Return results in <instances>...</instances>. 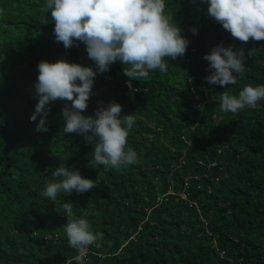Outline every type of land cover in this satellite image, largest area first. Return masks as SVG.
I'll use <instances>...</instances> for the list:
<instances>
[{"label":"trees","instance_id":"16d2710c","mask_svg":"<svg viewBox=\"0 0 264 264\" xmlns=\"http://www.w3.org/2000/svg\"><path fill=\"white\" fill-rule=\"evenodd\" d=\"M165 2L189 40L185 55L131 88L119 60L97 71L82 113L115 101L121 117L135 116L127 146L137 163L115 170L92 166L93 143L63 133L61 110L70 101L50 103L47 131L36 130L40 116L30 121L39 62L95 70L86 45L55 42L46 0H0V264H77L65 203L103 237L88 247L84 264H264V99L236 114L220 108L223 92L264 85V40L234 39L207 15L204 0ZM220 43L245 49L237 84L206 80L204 56ZM61 163L96 187L43 197Z\"/></svg>","mask_w":264,"mask_h":264},{"label":"clouds","instance_id":"9594fccd","mask_svg":"<svg viewBox=\"0 0 264 264\" xmlns=\"http://www.w3.org/2000/svg\"><path fill=\"white\" fill-rule=\"evenodd\" d=\"M207 15L218 22L231 36L243 43L250 39L264 40V0H204ZM165 0H46L42 11L51 12L55 42L65 49L75 42L86 45L87 54L95 62V70L75 62L60 59L42 60L38 64L35 93L39 97L30 121H36L37 131H47L50 103L70 101L62 108L65 118L63 133H78L93 143L91 165L121 170L137 163V153L127 146V137L136 123L133 114L120 116L122 105L109 102L107 108L97 107L94 115H83L92 94L97 71H108L116 61L124 65L123 75L130 81L148 78L150 73L168 70V58L186 53L189 40L172 16L165 13ZM45 24L48 20H45ZM196 34L197 29H191ZM256 49H250L253 55ZM204 59L209 61L210 75L206 80L220 86L234 85L245 72V49H234L223 43L213 47ZM264 99V85H247L238 95L222 93L220 108L236 114L255 108ZM41 192L52 201L58 194L84 193L96 187L95 180L83 177L78 169L61 163L52 172ZM67 213L65 232L70 247L79 253L74 259L84 264L89 246L102 239L91 230L86 218H74L70 203L63 205ZM71 264V261L68 262Z\"/></svg>","mask_w":264,"mask_h":264}]
</instances>
